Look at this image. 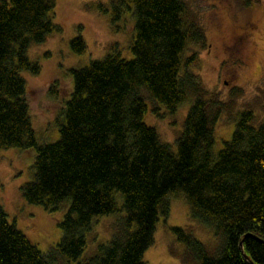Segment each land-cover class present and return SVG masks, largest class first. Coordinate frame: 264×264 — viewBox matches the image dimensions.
Returning <instances> with one entry per match:
<instances>
[{
  "label": "trees",
  "instance_id": "obj_1",
  "mask_svg": "<svg viewBox=\"0 0 264 264\" xmlns=\"http://www.w3.org/2000/svg\"><path fill=\"white\" fill-rule=\"evenodd\" d=\"M117 2L114 19L131 9L128 2L133 5L134 57L116 51L73 69L60 137L39 144L22 72L39 71L28 50L60 29L52 20L56 0H0V147L36 148L32 177L21 186L28 202L48 210L70 202L59 221L62 237L47 252L9 221L0 202V264L77 260L94 220L119 211L117 192L123 195L122 215L110 240L78 264H145L160 216L169 214V193L184 195L191 218L212 227L218 240L211 251L186 229L172 227L185 245V261L264 264V120L243 110L215 156V125L229 103L194 73L182 74L183 51L190 41L206 45L204 30L188 20L184 0ZM71 46L78 53L86 49L81 35ZM143 90L171 112L196 97L175 149L145 122Z\"/></svg>",
  "mask_w": 264,
  "mask_h": 264
},
{
  "label": "rangeland",
  "instance_id": "obj_2",
  "mask_svg": "<svg viewBox=\"0 0 264 264\" xmlns=\"http://www.w3.org/2000/svg\"><path fill=\"white\" fill-rule=\"evenodd\" d=\"M118 0H56L52 20L60 29L51 32L42 43L28 50L31 61L40 69L37 73L22 72L26 81L29 113L39 144L51 143L60 137V125L65 121L67 102L71 98L73 69L119 51L127 59L134 57L135 36L133 5L124 8L114 19ZM187 18L205 32L207 44L190 41L182 54V74L194 73L210 93L229 106L222 111L215 125L213 153L229 140L239 114L251 109L257 122L264 120V0H184ZM81 35L86 49L74 51L71 41ZM147 111L144 120L155 127L161 140L173 145L184 126L190 106L187 101L171 112L164 104L154 101L143 90ZM36 148L0 147V202L9 221L15 223L43 251L58 243L62 237L59 221L70 204L48 210L42 204L30 203L21 186L32 177ZM119 211L96 218L88 234V244L77 260L62 264H78L97 254L98 246L110 240L113 222L122 215L123 195L115 194ZM168 216H160L153 244L144 252L145 264H198L184 260L185 245L172 227L179 226L201 240L209 250L218 245L212 227L191 218L189 202L184 195L169 193Z\"/></svg>",
  "mask_w": 264,
  "mask_h": 264
},
{
  "label": "water",
  "instance_id": "obj_3",
  "mask_svg": "<svg viewBox=\"0 0 264 264\" xmlns=\"http://www.w3.org/2000/svg\"><path fill=\"white\" fill-rule=\"evenodd\" d=\"M249 235H251V233L246 234V236H249ZM239 245H240V248H241V251H242L244 257H245L249 262L253 263V261L249 258V256H248V255L245 253V251H244V248H243V240L240 241Z\"/></svg>",
  "mask_w": 264,
  "mask_h": 264
}]
</instances>
